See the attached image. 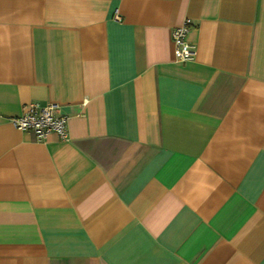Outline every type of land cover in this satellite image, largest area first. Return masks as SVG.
I'll list each match as a JSON object with an SVG mask.
<instances>
[{"label": "crops", "instance_id": "0c3cea01", "mask_svg": "<svg viewBox=\"0 0 264 264\" xmlns=\"http://www.w3.org/2000/svg\"><path fill=\"white\" fill-rule=\"evenodd\" d=\"M0 264H264V0H0Z\"/></svg>", "mask_w": 264, "mask_h": 264}, {"label": "built area", "instance_id": "2783aa9c", "mask_svg": "<svg viewBox=\"0 0 264 264\" xmlns=\"http://www.w3.org/2000/svg\"><path fill=\"white\" fill-rule=\"evenodd\" d=\"M113 19L120 20L117 10L113 13ZM190 20L185 19L171 31L173 52L180 61L192 59L194 44L187 40V32ZM22 112L16 117H11V123L23 131L32 133L38 141H44L48 135L55 134L60 140L69 137L68 117L60 114L57 103L48 102L44 105L37 102H29L23 105Z\"/></svg>", "mask_w": 264, "mask_h": 264}]
</instances>
